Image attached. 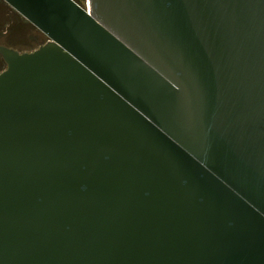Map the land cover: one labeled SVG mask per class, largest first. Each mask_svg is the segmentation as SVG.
<instances>
[{"label": "water", "instance_id": "1", "mask_svg": "<svg viewBox=\"0 0 264 264\" xmlns=\"http://www.w3.org/2000/svg\"><path fill=\"white\" fill-rule=\"evenodd\" d=\"M0 264H264V0H1Z\"/></svg>", "mask_w": 264, "mask_h": 264}, {"label": "rangeland", "instance_id": "2", "mask_svg": "<svg viewBox=\"0 0 264 264\" xmlns=\"http://www.w3.org/2000/svg\"><path fill=\"white\" fill-rule=\"evenodd\" d=\"M82 3L84 5L85 0H82ZM34 29L0 0V46L21 53L34 51L45 42V39L37 37ZM4 69L5 64L0 58V72Z\"/></svg>", "mask_w": 264, "mask_h": 264}, {"label": "trees", "instance_id": "3", "mask_svg": "<svg viewBox=\"0 0 264 264\" xmlns=\"http://www.w3.org/2000/svg\"><path fill=\"white\" fill-rule=\"evenodd\" d=\"M74 1H76L79 5H83V3H82V0H74ZM35 30V32L37 33V37H39V38H41V39H45V42L43 43V44H45L46 43V38L39 32V31H37L36 29H34ZM42 44V45H43ZM41 45V46H42ZM40 47V46H39Z\"/></svg>", "mask_w": 264, "mask_h": 264}]
</instances>
